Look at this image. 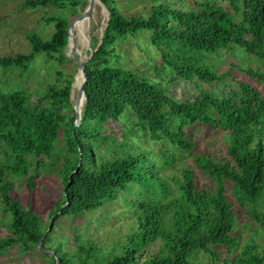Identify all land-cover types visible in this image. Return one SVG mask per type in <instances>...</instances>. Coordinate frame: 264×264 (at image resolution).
Masks as SVG:
<instances>
[{"label": "trees", "instance_id": "1", "mask_svg": "<svg viewBox=\"0 0 264 264\" xmlns=\"http://www.w3.org/2000/svg\"><path fill=\"white\" fill-rule=\"evenodd\" d=\"M78 1L25 0V3L31 6L56 3L73 8ZM100 1L108 11V19L100 41L93 44L92 54L84 62L85 99L78 125L73 116L63 121L61 113L64 104L70 103V84L51 93L48 107L30 104L24 92L0 91V201L10 215L7 224L10 234L0 238V252L13 245L27 251L46 232L41 216L32 208H24L10 194L13 182L6 176L7 173L28 174L33 159L50 154L60 134L68 154L61 167L63 193L61 201L56 203L54 219L95 210L115 198L117 186L128 181L145 182L152 177L143 155L112 160L102 164L98 171L84 165L91 151V145L84 142L90 137L84 125L94 119L115 118L126 104L140 122L148 125L152 135L163 136L186 151L192 149L193 143L186 137L185 125L201 122L227 132L226 156L220 160L201 157L198 161L214 179V185L199 188L192 170L184 172L172 234L159 233L160 205L141 204L136 229L120 254L103 261L97 257L92 259L90 252L94 246L89 243L87 253L73 260L57 248H49L54 251L50 255L51 264H57L56 258L61 264H137L138 249L158 235L163 246L168 247L167 252L154 254L142 264H216L214 260H196L192 256L203 252L215 259L219 254L216 247L231 250L235 245L232 235L235 216L231 200L226 196L225 180L232 184L234 200L246 206L264 231V212L256 210L264 192V96L250 83L239 80L237 88L224 96L201 90L191 100H176L131 69L111 64L110 58L119 38L137 30H149L151 43L160 51L163 66L175 77L191 80L196 76L206 83L220 82L227 74L212 71L204 61L206 53H215L233 43L264 62V0H228L241 14L238 21L230 11L210 2H195L187 10L160 2L151 6L146 17H130L116 9L114 0ZM52 20L54 31L49 38L29 32L31 52L2 56L0 67L4 70L12 66L26 68L38 53L62 57L69 21L58 17ZM248 73L258 75L259 80L264 78L263 74L251 70ZM30 155L33 159L28 158ZM33 178H27L29 190L35 186ZM45 237L44 242L48 235ZM232 263L264 264V244L246 243Z\"/></svg>", "mask_w": 264, "mask_h": 264}, {"label": "rangeland", "instance_id": "2", "mask_svg": "<svg viewBox=\"0 0 264 264\" xmlns=\"http://www.w3.org/2000/svg\"><path fill=\"white\" fill-rule=\"evenodd\" d=\"M160 2L178 6L183 10L193 8L195 2H210L230 11L235 21L241 17L239 10H235L228 0H114V6L124 16L146 17L151 6ZM86 5L87 0H79L73 8L56 3L31 6L25 0H0V57L29 54V32H35L41 38L47 39L54 31L52 18H67L71 22ZM94 7L83 44L75 34L74 45L71 43L68 47L67 35L62 57L57 54L38 53L26 68L12 66L4 70L0 67V91H21L26 94L30 104L48 107L52 101L51 93L71 85L78 70L73 59V49L76 55L77 50L84 52L83 60H86L93 50V44L101 39L108 11L100 0L95 2ZM149 33V30H137L119 38L113 45L111 64L131 69L176 100H191L201 90H210L217 96H224L237 88L239 80L250 83L264 96V78L259 80L258 75L248 73L251 70L264 75V62L250 56L242 47L230 43L215 53L205 54L204 61L212 71L227 74L222 81L206 83L196 76L185 80L175 77L169 68L163 66L161 53L151 43ZM71 101L73 99L69 98L70 103L64 104L61 109L63 121L73 116L75 125H78L80 121L75 117ZM84 128L90 135L84 142L91 145V151L84 161L88 169L98 171L102 164L112 160L143 155L150 166L152 177L145 182L128 181L123 186H117L115 198L105 201L102 206L92 211L78 215H60L53 219L51 228L47 230L56 203L61 201L63 193L61 167L68 154L63 135L60 134L54 141L50 154L40 155L35 159L28 156L33 159L28 174L7 173L6 176L13 182L10 194L24 208H32L40 215L46 226L48 240L44 242L45 237L40 247L57 248L73 260L87 253L89 243L94 246L90 252L92 259L97 257L103 261L120 254L136 229V216L141 204L160 205L162 213L158 225L159 233H174L173 221L176 207L181 202L179 190L184 172L192 170L199 188H212L214 179L205 173L198 161L201 157L220 160L226 156L227 132L201 122L185 125L186 137L193 143L192 149L186 151L163 136L152 135L148 125L140 122L126 104L121 106L115 118L94 119L86 123ZM29 176L34 177L33 190L27 188L26 181ZM231 185L230 181L225 180L226 196L231 200L235 216L232 230L235 245L231 250L223 246L216 247L219 254L215 259L203 252L194 254L193 259L214 260L216 264H234L233 257L240 254L246 243L252 241L258 246L264 244V231L259 221L247 211L246 206H240L234 200L231 196ZM256 210L264 212V192ZM9 220V212L0 201V238L10 234L7 227ZM40 247L36 244L27 251H21L17 245H13L0 252V264H51V254L42 251ZM167 250L168 247L163 246L161 236L158 235L138 249L135 254L136 262L142 264L152 255L165 254Z\"/></svg>", "mask_w": 264, "mask_h": 264}, {"label": "bare ground", "instance_id": "3", "mask_svg": "<svg viewBox=\"0 0 264 264\" xmlns=\"http://www.w3.org/2000/svg\"><path fill=\"white\" fill-rule=\"evenodd\" d=\"M89 2H90V0H87V5H86L85 9L74 20H72L67 25L68 47L71 45V43L74 45L73 40H74L75 34H77L80 37L82 44L84 43V41H86L87 26L89 23V18H88ZM95 2H99V0H95ZM95 2H94V4H95ZM76 53L78 56L74 53V49H73V53H72L73 59L78 64V63L83 61L84 52H82L81 50H77ZM82 81H83V72H82V69L78 68L77 72L74 75L73 81L71 83V85H72V96L71 97L72 98L70 100L73 99V101H71V102L73 104L74 109H76V107L80 108V104L83 103V101H84L83 96H82V92H81ZM77 90H78V94H77Z\"/></svg>", "mask_w": 264, "mask_h": 264}, {"label": "water", "instance_id": "4", "mask_svg": "<svg viewBox=\"0 0 264 264\" xmlns=\"http://www.w3.org/2000/svg\"><path fill=\"white\" fill-rule=\"evenodd\" d=\"M94 2H95V0H90V2H89V8H88V18H89V21L91 20V15H92V13H93ZM100 2H101V1H100ZM68 24H69V22H68ZM66 29H67V25H66ZM91 54H92V53H90V56H91ZM90 56H89V57H90ZM89 57H88V58H89ZM87 60H88V59L83 60L82 62H80V63L77 64V68L82 69V72H83V81H82V84H81V92H82L83 99H85L84 91H83V83H84V81H85V79H86V74H85V71H84V62L87 61ZM71 83H72V82H71ZM71 92H72V85H70V91H69V98H70V99H71ZM82 105H83V103L80 104V108H77V107H76V109H74V110H75V117H76L78 120L80 119V114H81ZM54 216H55L54 214L51 216V218H50V220H49V224H48L47 230H49V229L51 228V225H52V221H53V219H54ZM47 230H46V231H47ZM45 235H46V232H44V233L41 235V237L39 238V241L37 242V246H38V247H40V244L42 243V241H43ZM40 249H41L42 251L48 252V253H50V254H54V251L51 250V249H47V248H43V247H40ZM56 263H57V264H61L58 258H56Z\"/></svg>", "mask_w": 264, "mask_h": 264}]
</instances>
